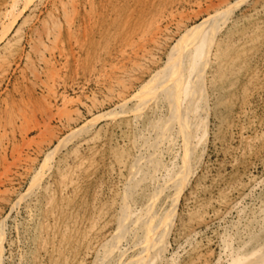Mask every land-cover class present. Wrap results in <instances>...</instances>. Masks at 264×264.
Masks as SVG:
<instances>
[{
	"label": "rangeland",
	"instance_id": "obj_1",
	"mask_svg": "<svg viewBox=\"0 0 264 264\" xmlns=\"http://www.w3.org/2000/svg\"><path fill=\"white\" fill-rule=\"evenodd\" d=\"M73 1L0 0V264L125 263L142 248L131 246L141 241L142 207L153 198L157 176L181 161L182 134L175 128L161 152L149 156L110 251L135 146L146 149L150 126L159 121L164 130L168 122L167 113L154 112V103L164 110L167 101L146 102L143 95L183 33L215 15L219 0ZM229 3L231 20L220 21L206 69L207 106L200 101L186 115L174 86L177 124L187 123L190 142L205 124L207 135L191 155L190 179L155 264H218L252 243L242 263L249 264L264 246V218L255 215L264 202V0L223 6ZM151 21L165 30L156 44ZM139 33L148 42L147 59L136 53ZM217 47L222 55L212 58ZM92 132L95 139L86 141ZM166 189L157 193L160 219L174 192Z\"/></svg>",
	"mask_w": 264,
	"mask_h": 264
},
{
	"label": "bare ground",
	"instance_id": "obj_2",
	"mask_svg": "<svg viewBox=\"0 0 264 264\" xmlns=\"http://www.w3.org/2000/svg\"><path fill=\"white\" fill-rule=\"evenodd\" d=\"M73 1V0H72ZM74 2V1H73ZM225 0H219L218 4L219 7L216 8V14L215 15H209L208 18H206L202 24L200 25H196L193 26L191 28H189L188 30H186L185 33H183V35L181 36V38L177 41V43L174 45L171 54L168 56V59L166 61V64L164 65L162 71H160L158 73V75L156 76V78H154L152 80V82L150 83V85L148 86V90L146 91V93L143 95L145 96V100L146 102H149L150 99H155L157 100L158 97H161L163 100L167 101V105L168 108H165L164 110H162V107L157 106L156 107V103L155 104V108H154V112L156 115H159L160 112L162 113H167V119L168 122L166 124V128H164L163 130V125L161 124V122L156 121L155 123H153L149 129V133L148 135H146V138L151 141L149 142V144L147 145V148L143 149V147L141 146H135L136 151L134 150L135 154L134 156L132 155L131 157H133L132 161L133 162V176L132 177H126L127 179V183H126V192L125 195L123 197V206L120 209V212L117 214L116 216V222H117V231L114 232L109 241H108V249L110 251H115L117 248V242H118V237H119V231L122 230L121 228L124 227L123 222L124 219H127L128 213L126 214L125 212H128V206L131 205L132 202H130V196H132V192L135 190V186H136V182L138 180V177L140 175H142L145 171V167L146 165L149 163V158L153 155V157L155 156V154L161 152V150L163 149L165 143L167 141H169L170 137L173 135V131L175 128L178 129V131L182 134L181 137V143H182V153H181V158H180V162H178L176 168H174L173 170H170V168L168 166H166V173H162L161 175H159L160 177L157 176L158 178V182L156 183L154 189H153V198H150V201L147 202V204L142 207V230L143 235L141 237V241L140 242H134V244H132V248L133 247H142L139 250H136V252L132 255V257L127 260L125 263L123 264H155L158 260V258L161 257V255H163L164 253V248L162 247V244L164 242V240L166 238H168V236L170 235V230L173 227V222H174V216L177 213L178 210V205H179V200L181 198V194L183 189L186 186V183L189 181L190 179V174H191V165L194 163L195 160H191V155L195 152H197V148L200 147L201 143L203 142V140L205 139L206 135H207V128H206V124L204 125V127L202 128V133L197 135L195 137V140L193 142H190L189 137L185 134L186 130H187V123H178L177 124V117H178V113H179V108H178V103H176L173 100V90H174V86H178L179 90H180V96H181V103H182V107L184 104V112L186 113V115H189L192 107H194L198 102L200 101H205L204 104H202V107L207 106V91H206V69L207 66L210 62L211 59V50L213 48V46L215 45V38L217 32H220L219 30L222 29V27H220V21H222L223 25H225L224 23L227 22L230 15H232L233 13V5L232 3L227 4L226 6H223ZM228 2V1H227ZM77 3V2H75ZM28 4V3H27ZM74 5V3H73ZM225 5V4H224ZM182 15V14H181ZM4 16V15H3ZM20 16V15H19ZM17 16V17H19ZM7 17V16H5ZM183 17V16H182ZM231 17V16H230ZM1 18V17H0ZM184 18V17H183ZM15 19V17H14ZM13 19V20H14ZM17 19V18H16ZM161 19V18H160ZM234 19V18H233ZM185 19H180L178 21V27L179 29H181L182 27V23H184ZM231 20V19H230ZM235 20V19H234ZM10 21V20H9ZM161 21V20H160ZM229 21V20H228ZM152 22V21H151ZM3 23V22H2ZM1 23V24H2ZM157 23V22H156ZM153 23L152 22V29L155 30L154 32L151 33V41L152 43L156 44L159 41V33L164 34L165 30L162 31V29L159 27V23ZM10 24V23H9ZM14 24V23H13ZM151 24V23H150ZM227 24V23H226ZM235 24V23H234ZM8 25V24H7ZM202 25H206V29L207 32H202L201 31V27ZM230 25H231V21H230ZM226 26V25H225ZM233 26V25H231ZM9 28V27H8ZM10 29V28H9ZM55 29V28H54ZM165 29V28H164ZM225 29V28H224ZM232 29V28H231ZM230 29V30H231ZM7 30V29H6ZM50 30V29H49ZM144 30V29H143ZM167 30V29H166ZM162 31V32H161ZM228 31V30H227ZM144 33V32H142ZM222 33V32H221ZM227 33V32H226ZM247 33V32H246ZM166 34V33H165ZM140 35V36H139ZM138 35V42L143 44L141 46V44L139 46H136L135 48H137V52H139L138 55L140 56H144L146 57V47L144 46V44L147 42L144 37V35L142 36V34L139 33ZM146 35V34H145ZM219 35V34H218ZM222 35V34H221ZM219 35V36H221ZM59 36V35H58ZM147 36V35H146ZM218 36V37H219ZM135 37V36H134ZM137 37V36H136ZM240 37V36H239ZM147 38V37H146ZM220 38V37H219ZM219 38L217 40V42L219 41ZM242 38V37H241ZM246 38V37H245ZM250 38V37H249ZM57 39V38H56ZM133 39V38H132ZM137 39V38H136ZM150 39V38H149ZM224 39V38H223ZM221 40V39H220ZM240 40V39H239ZM131 41V40H130ZM150 41V42H151ZM223 41V40H222ZM236 41V40H235ZM254 41V40H253ZM128 42V41H127ZM133 42V41H132ZM131 42V43H132ZM145 42V43H143ZM221 42V41H220ZM219 42V44H220ZM228 42V41H227ZM241 42V41H240ZM245 42V40H244ZM137 43V42H136ZM148 43V42H147ZM225 43V42H224ZM239 43V41L237 42V44ZM128 44V43H127ZM126 44V45H127ZM130 44V43H129ZM231 44V43H230ZM233 44V43H232ZM135 45V44H134ZM218 45V44H217ZM245 45V44H244ZM132 46V45H130ZM149 46V45H148ZM226 46H228L226 44ZM126 47V46H125ZM215 47V46H214ZM220 47V46H219ZM219 47L216 48V50H214V54H212V58L215 57L217 58L218 55H220L219 53ZM232 48V47H231ZM223 49H225V46L223 47ZM126 50V49H125ZM124 50V51H125ZM130 50V49H129ZM132 50V49H131ZM210 51V53H209ZM131 52V51H130ZM133 53H135L134 51H132ZM225 52V51H224ZM124 53V52H123ZM142 55H141V54ZM54 54V53H53ZM129 54V52L127 53V55ZM224 54V53H223ZM123 55V54H122ZM126 55V52H125ZM124 55V58L126 57ZM148 55H152L151 53ZM225 55V54H224ZM134 57L137 55H133ZM132 56V58L134 59V57ZM230 56V55H229ZM128 57V56H127ZM126 57V58H127ZM138 57V56H137ZM231 57V56H230ZM130 60L131 56L128 57ZM140 58V57H139ZM148 57H146L147 59ZM195 58V60H194ZM232 58V57H231ZM234 58V56H233ZM47 59V58H46ZM219 59V58H218ZM212 60V59H211ZM233 60V59H231ZM230 60V61H231ZM123 61V59H122ZM134 62H136L135 60H133ZM132 61V62H133ZM140 61V60H139ZM225 61V60H224ZM222 60V62H224ZM125 62V61H124ZM131 62V63H132ZM221 62V63H222ZM235 62V61H233ZM120 64V63H119ZM232 64V62H231ZM229 64V65H231ZM124 66V65H122ZM234 66V65H233ZM215 67H217V65L215 64ZM213 66V68H215ZM108 68V67H107ZM121 68V66L119 67ZM118 67L116 69H119ZM52 69V68H51ZM115 68H113L114 70ZM115 69V70H116ZM123 69V67L121 68V70ZM125 69V68H124ZM212 69V68H211ZM221 69V68H220ZM224 69V68H223ZM222 69V70H223ZM104 70V69H103ZM106 70V69H105ZM216 70V69H215ZM231 70V69H230ZM233 70V69H232ZM231 70V71H232ZM119 71V70H118ZM211 71V70H210ZM209 71V72H210ZM234 71V70H233ZM238 71V70H237ZM103 72V71H102ZM99 72V73H102ZM120 72V71H119ZM122 70V74H123ZM215 72V71H214ZM230 72V71H229ZM228 72V73H229ZM106 73V72H105ZM114 73V72H113ZM118 73V72H117ZM121 73V72H120ZM118 73V74H120ZM220 73V70H219ZM225 73V72H224ZM115 74V73H114ZM209 74V73H208ZM216 74V73H215ZM233 74V72H232ZM108 75V74H107ZM106 75V76H107ZM112 75V74H111ZM111 75H108L111 76ZM116 75V74H115ZM211 75V74H210ZM102 76V75H101ZM104 76V74H103ZM114 77V75H112ZM111 78L109 77V79L112 82V79L116 80V78ZM209 77V76H208ZM228 78L227 76H224ZM231 77V76H230ZM49 78V77H48ZM51 78V77H50ZM106 78V77H105ZM212 78H214L212 76ZM221 78V77H220ZM223 78V77H222ZM119 79V78H118ZM211 79V78H210ZM53 81V80H52ZM101 81V80H100ZM221 81V79H220ZM224 81V79H223ZM48 82V81H47ZM106 82V81H105ZM116 82V81H115ZM120 80L117 82L119 85ZM193 82V83H191ZM208 82V81H207ZM212 82V81H211ZM101 83V82H100ZM114 83V82H113ZM112 83V86H113ZM194 83H196V90L193 91V85ZM210 83V80H209ZM213 83V82H212ZM222 83V82H221ZM104 84V83H102ZM211 84V83H210ZM215 84V83H214ZM110 85V84H107ZM48 87L50 88V86L48 85ZM52 88V87H51ZM49 91V89H48ZM51 91V89H50ZM54 91V90H53ZM115 92V91H114ZM118 92V91H116ZM52 93V92H51ZM114 94V93H113ZM115 94H119L115 93ZM50 95V94H49ZM121 95V94H120ZM117 96V95H115ZM114 96V97H115ZM124 93L122 95L123 99V103H127L126 98H123ZM139 95H133L132 98H138ZM120 98V96H118ZM126 97V96H125ZM64 99V98H63ZM153 99V100H154ZM154 100V101H155ZM162 100V101H163ZM136 101V100H135ZM138 101V100H137ZM136 101V102H137ZM160 101V103H164ZM151 104V103H149ZM141 105V104H140ZM139 105V106H140ZM125 106V105H124ZM137 106V105H136ZM147 106V105H146ZM209 106V105H208ZM150 108V106H148ZM147 107V108H148ZM165 107V106H164ZM139 108V107H138ZM140 110L142 109L141 107L139 108ZM145 109V108H144ZM148 110V109H147ZM149 112V111H148ZM160 118V116L158 117ZM87 126V125H85ZM89 127V126H87ZM84 129V127H83ZM86 129V128H85ZM84 129V130H85ZM89 129V128H88ZM147 129V130H148ZM86 133V132H85ZM93 133V132H92ZM94 134V133H93ZM97 133H95L94 135H88L87 136V140L89 141L90 139H95V135ZM87 135V134H86ZM84 136V135H83ZM86 137V136H85ZM85 140V138H83ZM180 143V144H181ZM179 148V147H178ZM150 156V157H149ZM120 161V165H121ZM125 162V161H124ZM119 165V166H120ZM123 165V163H122ZM165 166L163 167L165 169ZM162 168V169H163ZM61 169V168H60ZM122 171V170H121ZM61 172V170H60ZM63 174V173H62ZM61 174V175H62ZM60 176V174H59ZM63 180V179H62ZM264 180V179H263ZM73 182V181H72ZM262 182V181H260ZM71 184V183H69ZM182 185V186H181ZM66 186V185H65ZM257 187V186H256ZM149 188V187H148ZM147 188V189H148ZM165 188H171L174 190V192H172L171 196L172 199L170 201V204L168 206V211L167 214L164 215V219H160L158 217V207L156 204L157 201V193H160L161 196V192L165 189ZM146 189V188H145ZM169 189H166L169 191ZM152 190V189H151ZM260 190V189H259ZM132 191V192H131ZM167 191V192H168ZM148 192V191H147ZM151 192V194L153 193ZM164 192V191H163ZM136 193V192H134ZM150 194V193H149ZM156 194V195H155ZM192 194V193H191ZM155 195V196H154ZM194 195V194H192ZM191 196V195H190ZM53 196L51 195V198ZM149 197V195H148ZM147 197V198H148ZM50 197L48 196V199ZM50 198V200H51ZM146 198V199H147ZM133 199V198H132ZM143 199V198H142ZM190 199V198H189ZM159 200V199H158ZM187 200V197H186ZM49 201V200H48ZM133 201V200H132ZM135 201V200H134ZM51 202V201H50ZM159 202V201H158ZM157 202V203H158ZM48 203V202H47ZM138 204V203H137ZM58 206V205H57ZM47 207V206H46ZM140 207V206H139ZM66 208V207H65ZM157 208V209H156ZM65 210V209H64ZM61 211V210H60ZM63 213V212H62ZM125 213V214H124ZM256 213V214H255ZM255 215L258 216V218L263 219L264 218V202H260L259 206L255 209ZM105 214V213H104ZM101 216V215H100ZM99 217V216H98ZM257 218V217H256ZM93 219V218H92ZM90 221V220H89ZM88 221V222H89ZM93 221V220H92ZM96 221V220H95ZM260 221V220H259ZM263 220H261L262 222ZM126 222V221H125ZM255 222V221H254ZM257 222V221H256ZM99 223V222H98ZM45 224V223H44ZM64 225V224H63ZM163 225H165V229L163 230V228H161ZM72 226V225H71ZM66 227H68V225H66ZM75 227V225L73 226ZM94 227V226H93ZM72 228V227H71ZM95 228V227H94ZM93 228V229H94ZM65 229V227H64ZM48 231V230H47ZM65 231V230H64ZM77 231V230H76ZM88 232V231H87ZM92 232V230H91ZM230 233V232H229ZM66 234V232H65ZM88 234V233H87ZM228 234V233H227ZM41 235V233H40ZM46 235V234H44ZM64 235V233H63ZM231 236V235H230ZM59 238V237H58ZM45 240V238H43ZM53 239V238H52ZM98 239V238H97ZM95 239V240H97ZM63 240V239H62ZM84 240V239H83ZM86 240V239H85ZM226 241V240H225ZM55 242V241H54ZM85 242V241H84ZM75 243H77L75 241ZM91 243V242H90ZM95 243V242H94ZM100 243V244H99ZM258 243V242H257ZM101 242L96 241L95 245H98L99 247L101 246ZM226 248L227 247V241H226ZM233 244V243H232ZM250 244V243H249ZM252 244V243H251ZM250 244V245H251ZM54 245V244H53ZM231 245V244H230ZM245 245V243H244ZM250 245H246V246H250ZM66 246H68L66 244ZM89 246V245H87ZM238 247L236 250L231 251L225 259H221L219 260L218 264H242L244 262V260H247L250 256V252L246 253L247 251V247ZM54 247V246H53ZM60 247V246H59ZM91 247V246H90ZM89 247V248H90ZM95 247V246H94ZM130 247V246H129ZM131 247L129 250H131ZM223 247V248H224ZM232 247V246H231ZM51 248V247H50ZM86 248V247H85ZM96 248V247H95ZM95 248H93L92 250H95ZM72 249V248H71ZM87 249V248H86ZM222 249V248H221ZM262 249V253L260 254V256L258 257V259L253 262V263H249V264H264V246L261 248ZM46 250V249H45ZM91 250V249H90ZM127 250V249H126ZM228 250V249H227ZM229 251V250H228ZM237 251V252H235ZM90 252V251H89ZM225 252V251H224ZM87 252H85L86 254ZM84 254V255H85ZM90 254V253H89ZM227 254V252H226ZM243 254L245 255L243 257ZM85 256H88L87 254ZM91 256V255H89ZM59 257V256H58ZM83 258V257H81ZM196 258L199 259V261H201L200 259L202 258L201 255L199 253L196 254ZM84 259V258H83ZM80 260V259H79ZM81 261V260H80ZM79 261V262H80ZM58 263V262H57ZM61 263V262H60ZM122 264V263H121Z\"/></svg>",
	"mask_w": 264,
	"mask_h": 264
}]
</instances>
